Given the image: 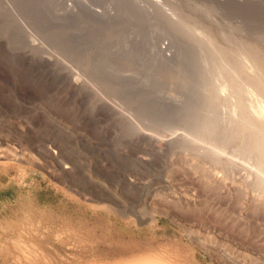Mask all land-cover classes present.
<instances>
[{"label": "rangeland", "instance_id": "1", "mask_svg": "<svg viewBox=\"0 0 264 264\" xmlns=\"http://www.w3.org/2000/svg\"><path fill=\"white\" fill-rule=\"evenodd\" d=\"M203 29L264 54V0H0V264H217L167 214L135 216L228 200L184 163L212 146L193 133L216 86Z\"/></svg>", "mask_w": 264, "mask_h": 264}, {"label": "bare ground", "instance_id": "2", "mask_svg": "<svg viewBox=\"0 0 264 264\" xmlns=\"http://www.w3.org/2000/svg\"><path fill=\"white\" fill-rule=\"evenodd\" d=\"M201 39L209 44L205 47L206 50L209 47L207 53L212 58L207 64L212 61L213 69L208 67L212 74L207 71L211 78L215 73L216 86L210 90L214 91L213 96L208 95L211 98L207 107L211 109L201 117L199 127L192 130L194 139L210 141L208 144L212 146L208 147L211 151L200 145V148L190 145L193 151L186 147L190 155H185L184 163L193 169L204 191L222 194L228 200L211 202L204 196L197 203L168 200L167 206L153 205L144 214H134L139 221L146 222L155 221L158 212L167 214L185 230L189 241L208 251L217 264H264V236L255 231V225H247L246 200L250 194L252 216L264 219V54L257 47L249 48L244 41L237 42V47L231 43L228 46L227 40L226 44L218 41L204 29ZM212 99L215 102L209 103ZM198 109L201 116L206 111L202 105ZM197 122L194 125L200 121ZM228 184L230 188L223 189ZM255 232L258 233L251 234ZM111 264L174 263L156 254H140Z\"/></svg>", "mask_w": 264, "mask_h": 264}]
</instances>
